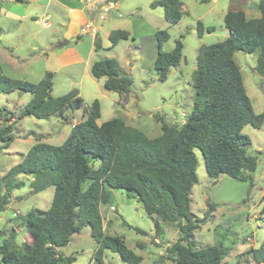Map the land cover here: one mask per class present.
Listing matches in <instances>:
<instances>
[{
  "label": "trees",
  "instance_id": "trees-1",
  "mask_svg": "<svg viewBox=\"0 0 264 264\" xmlns=\"http://www.w3.org/2000/svg\"><path fill=\"white\" fill-rule=\"evenodd\" d=\"M150 6L162 7L169 25L176 24L183 13L181 0H155ZM257 9L258 17H247L242 9H229L224 14L228 37L198 47L196 68L191 73L194 97L190 113L180 126L162 123L161 133L152 138L120 117L97 124L99 101L94 99L85 107L76 89L52 96V72H46L33 83L9 77L0 68V93L17 91L31 95L24 105L25 115L43 118L55 114L67 122L65 112L78 109L86 112V117L70 128L60 144L35 142L1 177L0 212L9 204L11 192L24 184L17 178L20 174L32 177L30 193L54 188L46 210L33 208L19 216L31 242H24L12 256L7 252L13 246V232L2 240L1 263L73 264L75 257L65 256L62 250L73 234L88 225L97 243L94 259L98 264H102L104 249L118 253L127 264H142V257L128 248L121 236L104 234L101 228L99 206L110 203L111 189H119L136 199L146 214L157 217L156 231L159 220L177 226L181 236L166 248L168 264H222L228 253L222 244L199 249H193L190 244L192 231L203 220L190 211V191L197 182L194 150L201 151L210 177L226 174L252 185L257 157L247 152L250 139L242 129L248 124L255 128L264 125V111L254 112L233 53L236 50L256 53L255 69L264 77V0L258 1ZM196 28L199 35L214 29L203 27L200 21ZM128 37L129 33L122 29H113L108 35L111 46ZM155 37L157 54L153 67L158 79L164 81L169 69L179 64L183 44L177 39L171 50L162 51L168 33L165 29L157 30ZM100 48L101 41L96 35L94 49ZM90 73L94 78H105L106 91L119 95L131 91V79L120 74L114 58L94 61ZM8 115L4 118L6 122L14 117L11 112ZM10 132V125L0 126V142L9 144ZM207 205L204 217L213 209L211 204ZM260 211L264 214V204ZM248 253L256 263L264 264V239Z\"/></svg>",
  "mask_w": 264,
  "mask_h": 264
},
{
  "label": "rangeland",
  "instance_id": "rangeland-1",
  "mask_svg": "<svg viewBox=\"0 0 264 264\" xmlns=\"http://www.w3.org/2000/svg\"><path fill=\"white\" fill-rule=\"evenodd\" d=\"M153 1L155 0H117L115 16L112 20L103 21V29L99 32L103 46L96 51L95 59L114 58L123 73L132 81L131 91L121 97V100L117 93L106 92L102 80L95 81L90 71L85 73L80 66L73 65L61 67L51 52L47 51V56L43 53V45L47 46L48 40L57 35H60L61 39L65 37L69 40L72 33L77 30L75 26H68L66 30L63 24L65 13L55 9L52 2L45 5L46 0H37L31 5L20 3L18 12L24 17L20 18L19 27H15L14 31L6 33L4 31L0 34L2 72L9 77L35 83L43 78L46 72L56 69L52 78L51 95L54 97L63 95L73 88L78 89L80 85L79 95L85 107L94 99L100 101L98 124L120 117L126 124L141 130L150 138L161 133L162 123L180 126L192 109L194 90L191 86V73L196 68L198 47L226 38L220 14L229 5H234V2L181 0L182 16L176 24L169 25L164 18L162 7L150 6ZM45 8L49 16L41 15ZM100 8L102 7L99 6L97 9V16L101 12ZM109 11L102 20L111 14ZM43 17L47 18L49 27L41 24L40 19ZM197 21H200L203 27L212 26L214 29L199 35ZM8 23H11L8 17L0 18V27ZM109 27L127 31L128 39H122L111 46L106 35ZM163 29L167 31L168 39L163 42L161 50H171L177 39L182 41L183 50L179 65L170 68L166 79L161 81L154 70L153 62L157 54L155 32ZM80 49L82 51L84 45ZM11 53H16L21 57L20 60L8 59ZM233 59L240 70L254 112H263L264 77L255 69L257 54L236 50ZM9 60L13 62L10 64ZM67 69L72 73H67ZM80 80L78 84L77 81ZM98 88L103 93H100ZM30 97L29 93L17 91L0 93V114L4 113L3 116L7 117L9 116L7 113L12 111L19 118L16 123L6 122L5 119L0 121V126H14L13 140L9 146L6 148L0 146V177L17 164L20 154H25L36 141L53 145L61 143L62 137L76 121H80L81 114L84 113L82 109L67 111V122L59 115L44 118L25 115L24 105ZM82 117H86V112ZM242 133L250 139L247 152L257 157L253 185L226 174H221L217 178L210 177L205 170L201 151L194 150L197 158V182L190 191V211L203 220L199 227L192 231L190 244L193 249L222 244L228 250L222 264H258L248 251L258 247L264 239V214L260 211L264 204V125L255 128L248 124L243 127ZM20 178L22 179L19 180L25 184L13 191L14 196L11 197L10 203L0 212V243L3 239H8L13 232V246L7 252V255L12 256L24 242H31L30 235L19 216L33 208L46 210L54 191L50 186L43 191L30 193L28 177ZM208 203L213 209L204 217ZM100 208L103 213L107 210V218L104 216L101 222L104 234L121 236L127 247L142 257V264H168L165 258L166 248L181 236L175 224L159 220L160 227L156 231L154 220L157 217L146 214L141 204L127 196L124 190L112 189L110 210L108 205H100ZM127 224L132 227H128ZM134 228H139L146 234L137 233ZM138 243L140 245H137ZM96 247L97 243L90 235V227L85 225L72 235L70 242L62 251L65 256L75 257L73 264H98L94 259ZM1 257L2 255L0 264ZM101 259L102 264H127L118 253L109 249L103 250Z\"/></svg>",
  "mask_w": 264,
  "mask_h": 264
},
{
  "label": "crops",
  "instance_id": "crops-1",
  "mask_svg": "<svg viewBox=\"0 0 264 264\" xmlns=\"http://www.w3.org/2000/svg\"><path fill=\"white\" fill-rule=\"evenodd\" d=\"M35 1H37V0H24L23 2L16 1V0H0V18L1 17H4V18L8 17L9 21L11 22V23H8L6 25H2V27L4 29L2 27H0V34H2L4 31H5V33L10 32V31H14L16 29L15 27H19L20 18L24 17L23 14L19 15V12H18L20 3H27V5H31V3L35 2ZM109 1H111V0H46L45 5H48L50 2H52L55 9L63 11L65 13V15H64L65 21L63 24H64V27L66 28V30L68 29V26H75L77 28V30L74 31L72 33V35L69 37L70 41L68 39H66L65 37H64V39L63 38L61 39L60 35H57L56 37H53L52 39L48 40L49 44L47 46L43 45V48H42L44 50L43 53L47 56V53L51 52L53 56H56V60L59 61L61 67H71V65L80 66V68H82L83 72L88 73V71H90L91 64L94 61L98 60V59H95V53H97V52L94 49V38L96 35L100 38L99 32L103 29V25H102L103 21L112 20V18L115 16L114 12L117 11V8H116L117 0H113L114 1L113 2V8H112V10H110L108 12L111 14H109L108 17L106 16L104 18V20H102V21L98 18L97 9L99 8V6L103 5L105 2H109ZM232 2H234V5H229L227 8H225L221 12L220 18H221L222 22H223L224 14L229 9H234V10L242 9L245 12L247 17H258L259 16V11L257 9L258 0H256V1L255 0H232ZM182 6H183V3H182ZM182 6H181V8H182ZM112 14H113V16H112ZM41 15L49 16V12L47 11L46 8L41 12ZM66 16H67V18H66ZM116 16H120V14L119 15L116 14ZM86 23H93L95 25V31L93 33L89 32L87 34H81L80 27ZM111 30H113V28L109 27V29L106 33L107 36L109 35V32ZM225 33H226V37H228L229 33H228V30L226 28H225ZM63 36H65V33H63ZM100 41H101V38H100ZM60 44H62V45H60ZM83 45H84V49L81 51L80 48ZM102 46L103 45H102V41H101V47ZM60 50H61V52H59ZM13 52H15V51H13ZM9 57L10 58H8V59H14V60L16 59L17 61L20 60V58H21L16 53L9 54ZM103 58H105V57H103ZM99 59H101V58H99ZM12 62H13V60H12ZM12 62L9 60L10 64ZM14 67H17V66L14 65ZM118 67H119V65H118ZM0 68L2 70V67H0ZM45 70H47V69H45ZM55 71H56V69H51L48 72H52L54 74ZM119 72H120V74L125 75L120 67H119ZM67 73L70 74L72 72H71V70L67 69ZM93 79H95V81H101L102 80V84L105 80L104 77H101V78H94L93 77ZM80 82H81V80L77 81L78 84H80ZM52 86H53V83H52ZM73 89H76L78 91V94L80 93V85H79L78 89L77 88H73ZM98 91L100 93H103L99 90V88H98ZM51 92H52V89H51ZM106 92L110 93L111 91H106ZM126 94L127 93H123L121 95L118 94L120 100L122 99L121 97L125 96ZM99 105L101 106L100 101H99ZM100 110H101V108H100ZM11 113H13L14 117L11 118V120L8 122L14 121L16 123V121L19 118H18V116H16L14 114V112L11 111ZM66 113L67 112H65V115H66ZM83 114H81L80 120L83 118L82 117ZM3 115H4V113L0 114V121L6 117ZM53 115H55V114H53ZM15 116H16V118H15ZM50 116H52V115H50ZM47 117H49V116H47ZM76 122H78V121H76ZM96 123H97V119H96ZM13 127L14 126L10 127L11 128L10 134L12 136V140H13V135H12ZM69 131L66 133V135L64 137H62V139H61L62 141L68 135ZM41 142H44V141H41ZM0 143H1L0 144L1 147L6 148L9 146V144L6 145L5 142H0ZM45 143H48V142H45ZM49 144H51V143H49ZM23 155L24 154H22V153L20 154V160L22 159ZM95 165H98V163H95ZM21 176L28 177V179H29L28 182H30L32 179L31 176H27L24 174L18 175L17 178L22 179V178H20ZM1 177H0V179H1ZM252 177H253V172H252ZM24 184H25V182H24ZM252 185H253V183H252ZM111 190H110V196H111ZM13 191L11 192V197L14 196ZM10 200H11V198H10ZM103 205H108V210H110L109 207L111 206V201H110V203L103 204ZM106 211H105V213H103L101 211L100 206H99L101 222L104 220V216L106 217V214H107Z\"/></svg>",
  "mask_w": 264,
  "mask_h": 264
},
{
  "label": "built area",
  "instance_id": "built-area-1",
  "mask_svg": "<svg viewBox=\"0 0 264 264\" xmlns=\"http://www.w3.org/2000/svg\"><path fill=\"white\" fill-rule=\"evenodd\" d=\"M113 2L114 1L111 0L109 2H105L103 5H101V7H102V8H100L101 9V12H99V14H98V18L100 20L103 19V17L105 16V14H106L107 11H109L110 9L113 8ZM40 22H41V24H43L46 27H49L50 26L47 18H45V17L44 18H41L40 19ZM94 31H95V26L92 23H86V24H84L83 26L80 27L81 34H87L89 32H92L93 33Z\"/></svg>",
  "mask_w": 264,
  "mask_h": 264
},
{
  "label": "water",
  "instance_id": "water-1",
  "mask_svg": "<svg viewBox=\"0 0 264 264\" xmlns=\"http://www.w3.org/2000/svg\"><path fill=\"white\" fill-rule=\"evenodd\" d=\"M60 248H62V247H60Z\"/></svg>",
  "mask_w": 264,
  "mask_h": 264
}]
</instances>
